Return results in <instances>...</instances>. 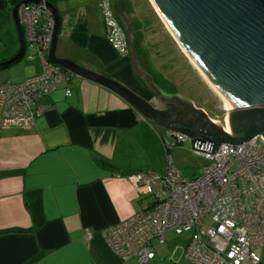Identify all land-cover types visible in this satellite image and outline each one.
I'll list each match as a JSON object with an SVG mask.
<instances>
[{"label":"crops","instance_id":"obj_1","mask_svg":"<svg viewBox=\"0 0 264 264\" xmlns=\"http://www.w3.org/2000/svg\"><path fill=\"white\" fill-rule=\"evenodd\" d=\"M111 1L133 35L138 67L158 90L174 91L159 73L152 0ZM53 3L60 15L58 57L83 62L160 106L158 94L136 72L131 46L128 55H119L108 41L101 0ZM10 8L0 0V62L21 47ZM42 74V60L26 43L21 55L0 63V84H21ZM43 102L50 108L25 127L3 125L0 106V264H141L120 260L101 232L153 202L150 194L138 193L130 177L165 168L157 162L167 131L161 134L116 92L73 74ZM34 192L40 194V214L33 211ZM39 217L42 224L36 227ZM168 233L164 242L154 241L156 255L147 264H193L183 255L188 241L165 244ZM260 253L264 264V246Z\"/></svg>","mask_w":264,"mask_h":264},{"label":"built area","instance_id":"obj_2","mask_svg":"<svg viewBox=\"0 0 264 264\" xmlns=\"http://www.w3.org/2000/svg\"><path fill=\"white\" fill-rule=\"evenodd\" d=\"M22 0H5L14 8ZM51 1V0H47ZM53 2V1H51ZM106 37L119 55L130 53V41L113 2L101 0ZM27 50L43 63V74L21 84H0L2 123L25 127L50 106L43 102L72 74L47 54L55 26L52 10L28 0L18 10ZM66 95H71L67 89ZM168 136L183 143L185 134L166 132L169 147L163 170L143 169L130 178L140 195L150 194L151 205L105 228L101 234L109 250L122 261L147 264L156 255L154 241L164 242L169 231H193L184 257L193 264H263L264 145L260 136L236 145L223 143L215 153L195 149L209 159L199 175L186 178L176 165ZM210 222L205 226L206 220ZM91 233H87L89 238Z\"/></svg>","mask_w":264,"mask_h":264},{"label":"water","instance_id":"obj_3","mask_svg":"<svg viewBox=\"0 0 264 264\" xmlns=\"http://www.w3.org/2000/svg\"><path fill=\"white\" fill-rule=\"evenodd\" d=\"M12 12L21 55L25 39L18 10ZM41 1L53 12L55 26L47 54L49 59L71 74L83 77L116 92L141 114L167 132L182 133L193 149L215 153L223 143L241 144L261 135L264 141V0H152L167 28L188 59L225 101L227 129L198 109L180 91L162 92L138 67L133 35L129 34L133 64L141 78L163 99L159 107L144 99L122 82L97 72L87 64L57 56L60 15L56 5ZM174 104V105H173Z\"/></svg>","mask_w":264,"mask_h":264},{"label":"rangeland","instance_id":"obj_4","mask_svg":"<svg viewBox=\"0 0 264 264\" xmlns=\"http://www.w3.org/2000/svg\"><path fill=\"white\" fill-rule=\"evenodd\" d=\"M156 10L154 9L152 17L154 18L155 16L153 22L158 24L159 27L155 30L158 44L154 45V49H156V60L160 64L159 73L167 79L168 89L173 88L171 90L180 91L184 96L193 99L199 108H202L208 115L214 117L222 128L227 129L226 118L227 114L231 112L232 109H226L222 97L206 80L198 67L192 63L191 59L185 56L174 35L167 28L157 7ZM12 22L14 23V20ZM155 32L153 33L155 34ZM156 127L161 134L165 133V128L159 125H156ZM167 140L171 146L173 145L171 147V153L175 159L176 165L183 171L186 178L199 175L203 167L209 164L210 161L205 155L195 152L189 139H186L180 144L176 143L177 140L174 136H168ZM259 141L263 142L262 139ZM166 162V146L165 143L163 144L161 142V153L159 154V161L157 163H160L161 166H165ZM209 222L210 218L206 220L205 226H207ZM192 234L193 231H184L182 234L170 231L166 236L167 241L165 244H185L189 241ZM161 246L162 245L158 243L156 244L157 249Z\"/></svg>","mask_w":264,"mask_h":264},{"label":"trees","instance_id":"obj_5","mask_svg":"<svg viewBox=\"0 0 264 264\" xmlns=\"http://www.w3.org/2000/svg\"><path fill=\"white\" fill-rule=\"evenodd\" d=\"M54 1V0H51ZM13 11V8H10V12ZM169 147H166V151H169ZM32 202H33V211L35 214H40L42 212V206H41V198L40 194L38 192H34L32 194ZM42 224V219L39 217L38 218V223L35 224L36 227H39Z\"/></svg>","mask_w":264,"mask_h":264},{"label":"flooded vegetation","instance_id":"obj_6","mask_svg":"<svg viewBox=\"0 0 264 264\" xmlns=\"http://www.w3.org/2000/svg\"><path fill=\"white\" fill-rule=\"evenodd\" d=\"M151 103V102H150ZM161 103H163L164 104V102H163V99L161 98ZM174 105V104H173Z\"/></svg>","mask_w":264,"mask_h":264},{"label":"bare ground","instance_id":"obj_7","mask_svg":"<svg viewBox=\"0 0 264 264\" xmlns=\"http://www.w3.org/2000/svg\"><path fill=\"white\" fill-rule=\"evenodd\" d=\"M224 103H225V101H224ZM226 106V105H225ZM230 110V109H229Z\"/></svg>","mask_w":264,"mask_h":264}]
</instances>
